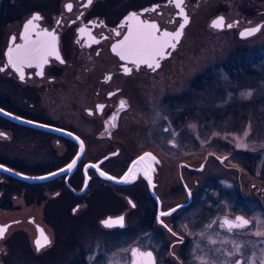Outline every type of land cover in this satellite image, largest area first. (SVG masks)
Masks as SVG:
<instances>
[{
    "label": "flooded vegetation",
    "instance_id": "af4514ba",
    "mask_svg": "<svg viewBox=\"0 0 264 264\" xmlns=\"http://www.w3.org/2000/svg\"><path fill=\"white\" fill-rule=\"evenodd\" d=\"M204 5L209 9L204 24L209 33H232L236 42H242L264 29V0H183L189 22L176 47L159 58V68H149L121 59V50L113 48L134 27L132 13L155 23L157 35L179 30L184 17L176 0H0V228L4 229L0 264L18 246L40 254L35 244L39 223L50 237L49 250L60 239L52 216L80 222L91 212L96 217L104 214L99 226L108 232L126 230L136 218L148 219L171 252L182 253L186 237L175 227L177 217L197 207L214 177L229 172L218 164L203 163L205 159L175 163L157 146L132 147L123 131L140 103L137 93L178 56L187 32L195 33L197 10ZM221 17L224 26L215 27ZM29 21L28 40L40 39L37 33H54L56 54L63 63L52 55L42 67L25 64L21 80L9 63V52L15 54L28 43ZM255 27L257 32L242 35ZM148 153L155 159L140 160ZM238 181L232 193L239 203L252 199L263 205L264 193L255 188L257 193L246 196L247 184ZM119 215L123 226L102 223L107 216ZM239 215H227L223 223ZM133 249L152 250L133 246L131 264Z\"/></svg>",
    "mask_w": 264,
    "mask_h": 264
},
{
    "label": "rangeland",
    "instance_id": "374dc122",
    "mask_svg": "<svg viewBox=\"0 0 264 264\" xmlns=\"http://www.w3.org/2000/svg\"><path fill=\"white\" fill-rule=\"evenodd\" d=\"M208 11L206 5L198 8L195 33L187 32L178 56L137 93L140 103L123 131L132 147L163 148L175 163L185 158L199 163L207 151L227 156L221 163L230 174L214 177L197 207L176 219L177 231L186 237L182 253L171 252L148 219L108 232L99 226L104 214L91 212L80 222L52 216L57 243L38 255L18 246L5 264H131L135 245L151 248L156 264H264V204L239 203L232 193L238 167L248 176L246 191L257 193L248 186L253 181L264 186V29L236 42L232 33L206 30ZM236 214L251 224L240 231L221 226L225 216Z\"/></svg>",
    "mask_w": 264,
    "mask_h": 264
},
{
    "label": "snow or ice",
    "instance_id": "6c2138e0",
    "mask_svg": "<svg viewBox=\"0 0 264 264\" xmlns=\"http://www.w3.org/2000/svg\"><path fill=\"white\" fill-rule=\"evenodd\" d=\"M89 3H91V0H89ZM183 3V0H176V7L181 9V14L184 17V23L180 25V29L175 32H168L164 31L162 35H157V32L159 31L158 26L155 23H148L141 21L139 17L132 13L129 17L130 20L134 21V27L128 32L127 36L124 38V40L117 44L113 50L115 51L117 48H119L121 51L119 52V55L121 56V59H131L132 63L136 65L144 64L147 65L149 68H159V58H162L166 55V50L169 48L174 49L176 47V43L178 42L181 35H182V29L184 26L189 22L187 15L184 14L183 8L181 7ZM69 9L71 8V5H68ZM33 19H40L39 16H34ZM32 25V21H29L28 24L25 26V39L28 40V31L30 26ZM215 27H223V17L219 18L215 24ZM228 27H231V25H228ZM81 31H84V29H81ZM258 31V29L253 28L245 33H242V35H252ZM37 35L40 37V39L36 41H30L28 40V43L18 48L15 52V54L12 53L10 50L9 52V63L12 65L13 68L16 69V71L20 74V79H24V72H23V66L27 64L29 67L33 65V63L36 64L37 67H42L43 64H46L48 62V57L52 55H56V59L60 60L61 63L63 61L61 60L60 56L56 54V48H55V34L54 33H48L45 31L43 34L37 33ZM3 69H0L2 71ZM126 72H130L131 69L125 68ZM43 73L41 72V75ZM121 108H123L124 101L120 102ZM102 107V106H99ZM115 117H113V120ZM71 135V133H69ZM247 135V133L245 134ZM76 139H79L78 137ZM81 149L83 148V142L80 143ZM145 159H152L154 160L155 157H152L150 153L145 154V156H142L140 160ZM73 164H75V161H73ZM73 164H70L68 166V169L71 170L73 167ZM2 167V166H0ZM93 167H96L93 165ZM147 171H145V175H147ZM101 175H106L104 173H101ZM109 179H114L113 177H108ZM124 182H129V177H124ZM169 213H161V215H168ZM123 218H119L116 221H113L111 219L104 221L103 223L108 226L112 227L114 224H118L122 226ZM163 223V221H161ZM249 225V221L244 219L243 217H236L235 221H229L225 220L224 223L221 225L222 227H227L229 231L232 229H241L245 228ZM4 229L0 228V237L3 236ZM260 235L261 233H257ZM50 243V241L47 240L46 237L43 238V242L41 240H37V250L44 247L45 244ZM238 250V249H237ZM132 256H133V264H155V260L153 258L152 252H140L138 249L132 250ZM237 264H242V262H237Z\"/></svg>",
    "mask_w": 264,
    "mask_h": 264
},
{
    "label": "water",
    "instance_id": "95a60500",
    "mask_svg": "<svg viewBox=\"0 0 264 264\" xmlns=\"http://www.w3.org/2000/svg\"><path fill=\"white\" fill-rule=\"evenodd\" d=\"M256 29H257V27H255ZM253 29V28H252ZM257 32V31H256ZM226 158H227V156H225V155H223L222 157H220V156H217L214 152H209V154L207 155V157L205 158V160L203 161V163L205 162V163H207V164H210L211 162L213 163V164H218L219 166H221V168L223 169V170H225L226 168H225V166H224V164L223 163H221V162H223V161H225L226 160ZM206 166V165H205ZM237 167V166H236ZM227 170V169H226ZM237 170V172H236V174L237 175H240V176H237V178L239 177V182H240V184L241 185H243V183H244V181H248L249 179H248V176H247V174L244 172V171H242L241 169H239V167L236 169ZM251 183V182H250ZM249 183V184H250ZM253 183V185H251ZM250 185H248V186H255V188H257L258 190H260L261 191V193H264V186H262L259 182H257V181H253ZM250 189V188H249ZM252 194V192L251 191H246V196H250ZM263 199H264V197H263ZM262 199V200H263ZM263 202V204H264V201H262ZM123 218V215H119V216H107L106 218H104L103 220H102V223L104 222V221H106V220H109V219H111V220H113V221H116V220H118L119 218ZM237 217H243L244 219H246V220H248L249 221V224H250V220L247 218V217H245V216H243V215H239V216H237ZM227 220H229V221H235V220H231V219H228V218H226ZM225 219V220H226ZM104 224V223H103ZM105 225V224H104ZM118 224H114L113 226H117ZM124 225V218H123V222H122V226ZM44 237H46L47 238V240L48 241H50V243H51V240H50V237H49V235H48V233L46 232V230H45V228H44V226L41 224V223H39L38 225H37V234H36V237H35V244H36V241L39 239V240H41L42 242H43V238ZM50 243H47V244H45V246L44 247H46V246H49L50 245ZM36 247H37V244H36ZM43 248V247H42ZM49 248V247H48ZM47 247L46 248H44V249H42L41 250V248L38 250V252L40 253V252H43V251H45V250H47L48 249ZM152 252V254H153V258H154V260H155V264L157 263V261H156V258H155V254H154V252L152 251V250H147V251H145V252ZM177 260H179V258H177Z\"/></svg>",
    "mask_w": 264,
    "mask_h": 264
},
{
    "label": "trees",
    "instance_id": "16d2710c",
    "mask_svg": "<svg viewBox=\"0 0 264 264\" xmlns=\"http://www.w3.org/2000/svg\"><path fill=\"white\" fill-rule=\"evenodd\" d=\"M75 264H87V263L84 262V261H78V262H76Z\"/></svg>",
    "mask_w": 264,
    "mask_h": 264
}]
</instances>
